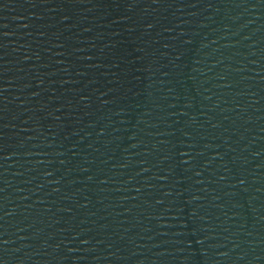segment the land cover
Returning a JSON list of instances; mask_svg holds the SVG:
<instances>
[{"label":"water","instance_id":"obj_1","mask_svg":"<svg viewBox=\"0 0 264 264\" xmlns=\"http://www.w3.org/2000/svg\"><path fill=\"white\" fill-rule=\"evenodd\" d=\"M0 264H264V0H0Z\"/></svg>","mask_w":264,"mask_h":264}]
</instances>
